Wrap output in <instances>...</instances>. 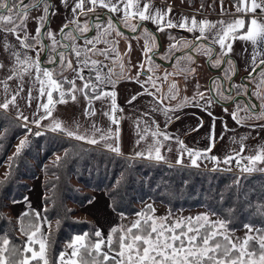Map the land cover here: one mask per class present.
I'll use <instances>...</instances> for the list:
<instances>
[{
  "label": "snow or ice",
  "instance_id": "1",
  "mask_svg": "<svg viewBox=\"0 0 264 264\" xmlns=\"http://www.w3.org/2000/svg\"><path fill=\"white\" fill-rule=\"evenodd\" d=\"M59 4L69 16L57 31L48 27L59 13L53 0H0V111H15L16 119L22 121L21 127L28 135L39 137L46 131L60 132L90 144L103 143L119 154L122 117L117 114L122 113L123 108L117 101L116 86L120 80H129L141 88L129 97V105L144 95L152 98L149 110L140 113L136 120L135 145L139 150L135 156L166 162L163 152H172L171 145L176 144V164L179 165L185 158L192 167H199L198 161L203 160L229 166L234 161L241 172L264 173V145L249 151L246 136L233 137L232 143L238 147L226 152L223 159L211 155L223 135L216 136L217 118L208 111L213 102L222 100L225 113L228 112L227 103L237 105L230 113L237 125L243 126L247 119L264 120V103L240 105L238 97L249 95L247 85H225V79L230 82L237 74L232 54L236 41H241L247 71L245 79L259 78L257 87L264 88V0H232L234 13H230L220 0L221 15L233 18L218 21L184 15L176 19L170 5L157 7L154 0H59ZM34 10L41 14L35 18L37 27L35 34H31L27 22ZM146 22L154 25L155 31L148 29ZM124 29L132 33H140L143 29L142 57L145 59L134 65L138 69L135 77L126 75L125 63L118 51L119 38L126 35ZM169 29H181L194 35L191 40L170 37L172 42L167 52L160 55L156 33ZM177 52L180 55H176ZM194 53L205 55L209 67L220 68L224 77L211 81L207 95L197 91L192 98H181L180 104L166 103L177 99L178 86L173 82L168 93H163L157 81H167L173 75H183L186 79L188 73H194L195 68L187 66L195 63ZM157 56L168 61L176 71L156 76ZM95 57H103V60ZM117 66L120 72L114 70ZM66 72L71 75H65ZM141 76L145 77L143 81ZM256 95L264 100L259 91ZM81 100L84 101L83 116L88 121L87 127L78 121L66 124L54 115L58 105ZM200 101H204L202 107L207 114L213 116V123L208 132V147L193 150L167 128L179 119L175 112L183 104L199 106ZM21 102L27 108H32L35 102L31 118L24 114ZM96 102H100V109L96 108ZM161 111L166 118L163 128L152 116L153 112ZM98 112L108 119L107 127L93 119ZM241 112L246 115L241 116ZM45 120L48 124H44ZM29 125L42 130L33 133ZM257 126L264 128V124L253 127ZM200 127H203L202 121L192 131H199ZM222 127L229 131L226 122L222 121ZM26 142V139L20 141L17 155ZM134 216L135 219L124 223L128 218L121 213L120 222L110 227L106 234L100 228L76 234L64 250L50 258L47 229L51 225L47 218L40 210L22 212L17 217V230L24 239L18 241L17 238L18 242H14L8 233H0V264H264V225L244 223L241 225L243 235H237L228 216L222 217L214 211L195 216L169 211L158 216L152 204L145 205V209ZM25 217H30L27 225ZM3 218L0 213V219Z\"/></svg>",
  "mask_w": 264,
  "mask_h": 264
},
{
  "label": "trees",
  "instance_id": "2",
  "mask_svg": "<svg viewBox=\"0 0 264 264\" xmlns=\"http://www.w3.org/2000/svg\"><path fill=\"white\" fill-rule=\"evenodd\" d=\"M21 124L0 111V168L6 165L0 175V213L4 217L0 233H8L14 242L24 239L17 230L18 216L10 207L13 201H25L31 181L42 174L43 215L51 225L47 229L50 258L64 250L74 235L98 228L93 220L78 215L79 209L94 199L95 191L106 194L115 212L128 216L144 210L147 204L160 203L174 214L181 210L214 211L230 217L237 230L243 229L244 223L264 225L262 172L132 157L54 132L28 135ZM25 139L17 155V147ZM32 210L29 206L26 211ZM29 220L24 218L25 225Z\"/></svg>",
  "mask_w": 264,
  "mask_h": 264
},
{
  "label": "crops",
  "instance_id": "3",
  "mask_svg": "<svg viewBox=\"0 0 264 264\" xmlns=\"http://www.w3.org/2000/svg\"><path fill=\"white\" fill-rule=\"evenodd\" d=\"M57 9H59V13L57 14L54 21L51 22V29L59 30V27L64 23V21L68 18L69 13L63 9V7L59 4V0H53ZM154 3L157 7H168L170 4L164 2V0H154ZM173 17L179 19L182 14L177 13L173 10ZM50 25V24H49ZM244 45L241 41H236L234 44V51L232 56L236 59L241 74H247L246 65H245V57L242 55V49ZM219 85V84H218ZM118 96L117 101L118 104L123 108L122 113H118L117 115L122 117L120 120V140L119 147L120 153L123 155H128L132 157H137L134 155L137 149L135 142L137 139V128H136V120L139 117L140 113L144 111H148L152 102V98L150 96L144 95L141 96L138 100H136L132 105L127 103L130 96L133 94L140 92L141 88L138 84L133 82H124L116 87ZM216 107H220L215 104ZM83 107L84 101L81 100L79 103H68L61 104L57 106V109L54 115L60 119H62L66 124H72L73 121H78L80 124L87 127L88 121L84 119L83 116ZM100 102H96V108L100 109ZM21 108L24 111L25 115H28L31 118L32 112L36 108L35 102L33 103L32 108H27L23 102H21ZM11 115L13 118H16L15 111L6 112ZM152 116L160 123L161 128L164 127L165 124V116L163 112H153ZM175 116H178L179 119L174 120L167 131L173 135L179 136L184 143L193 150H203L209 145V128L213 123V116L217 119L215 120V134L217 137L223 135V139H218L216 142V146L212 151V155L218 156L223 159L226 152H229L232 148L238 147V145H234L232 143L233 137H241L246 136L248 139L245 143L248 146V150L255 149L261 145H264V138L259 137V131L263 135L264 130H260L259 127H253L254 125H237L230 115V113H225L223 110L214 109L213 116H209L207 112L203 109L197 108V106H193L191 103L183 104L181 108H179L175 112ZM98 123L102 126L107 127L109 121L107 118L101 116L98 112L97 116L94 117ZM107 119V120H106ZM102 120H106L102 122ZM202 121L203 127L199 128V131H192L193 128L197 127ZM222 121L227 123L229 131H225L222 127ZM22 122V121H21ZM44 124H48V121L45 120ZM256 125L258 123H255ZM33 129H37L34 125H29ZM42 130V129H37ZM52 132V131H49ZM58 134H63L60 132H54ZM66 136L65 134H63ZM68 137V136H66ZM264 137V135H263ZM70 138V137H69ZM260 138V140H259ZM74 139V138H72ZM151 138L149 137V140ZM77 140V139H75ZM81 141V140H78ZM88 145L95 146L97 148H101L104 150L110 151L108 148L104 146L103 143L90 144L85 141H81ZM173 148L172 152H163L167 157V163L176 164L177 159V151L178 147L176 144L171 145ZM143 147V145H141ZM113 152V151H111ZM116 153V152H114ZM140 158V157H138ZM153 160V159H149ZM156 161V160H154ZM164 162V161H163ZM200 165H204L206 167H214V166H222L223 163L215 164L211 160L198 161ZM182 165L190 166L189 160L185 158L184 163ZM236 164H233L235 168ZM27 203L25 201L17 202L11 205L10 210L13 215L19 216L20 213L25 212L29 206L33 207L35 210L42 211L43 215V189H42V174L31 181V187L27 192ZM104 213L108 214L107 218L101 217ZM111 206L110 200L106 196L104 192L95 191L94 199L81 207L78 211V215L80 217H85L93 220L98 228L101 229L102 226H107L106 233L113 225L117 224L118 214H116ZM44 216V215H43Z\"/></svg>",
  "mask_w": 264,
  "mask_h": 264
},
{
  "label": "rangeland",
  "instance_id": "4",
  "mask_svg": "<svg viewBox=\"0 0 264 264\" xmlns=\"http://www.w3.org/2000/svg\"><path fill=\"white\" fill-rule=\"evenodd\" d=\"M170 4L173 10H175L177 13L182 14L184 16H195L197 19H208L211 21H218V20H230L233 18L232 15H221V5L220 0H196L194 4H190V0H165ZM54 2V1H53ZM224 6L230 13H234V9L231 7L232 1L231 0H223ZM41 14L39 10H34L29 14V19L27 22V28L29 33L35 34V29L37 27V22L35 20L36 17H38ZM57 15H55L51 21L49 28L51 27V22L54 21ZM128 30V29H126ZM179 31L178 34L184 35V38L182 39H188L191 40L193 37V33H189L185 30L177 29ZM167 35L168 30L166 31ZM199 33H195V35H198ZM133 36H137V39H133ZM129 43L131 44V51L128 53L126 63L133 69L134 72H137V68L134 67V65H138L144 57H142V50L144 43L141 39V34L138 35H132L129 36ZM127 42V40H126ZM129 43H125L124 40L119 39L118 48L120 50L126 49V46L129 45ZM100 47H104L103 45H100ZM128 48V47H127ZM197 54V58L195 59V63L190 65L189 67L195 68V72L191 74L190 78H187L186 80L181 78V75H173L169 76L167 81L159 80L157 81L158 84L162 85L161 89L168 88L170 84L175 82L179 89V94L182 97H188L192 98L194 95H196L197 91L199 92H205L207 95V89L209 88V78L211 77V68L209 67V64H207V57L203 54ZM215 62L213 61V64ZM157 68L156 71H158L159 76L163 77L164 73L167 72H175V67H170L171 70L167 69L164 64L162 63H156ZM147 67V65H146ZM214 68V67H212ZM240 69V68H239ZM150 75L152 73H149ZM156 75V72H155ZM70 76V75H69ZM259 78H257L258 80ZM257 80H249L250 84V94L253 98L258 100L259 104L264 103V100H261L257 95L256 92L259 91L261 96H264V88H258L257 87ZM197 85H199V88L197 89ZM248 89V86H247ZM168 102V101H166ZM204 101H200L199 106L197 108L203 109ZM217 103L213 102L212 106L208 109L210 112H214V109L223 110V106L216 107ZM228 111L232 113L231 107H227ZM204 110V109H203ZM205 111V110H204ZM206 112V111H205ZM107 120V119H106ZM106 120H102V122H105ZM255 123H258L257 125L264 124V120H255V119H247L243 122V125H256ZM31 127V126H30ZM258 127V126H257ZM32 128V127H31ZM260 130H264V128L259 127ZM33 129V128H32ZM264 135V134H263ZM263 135L259 131V137L264 138ZM259 138V140H260ZM264 142V141H263ZM212 155V153H211ZM224 168H231L233 167V163L229 165H222ZM234 170H240L237 166L235 168H232ZM6 170V165L2 166L0 168V175H2ZM156 209V214L158 216L166 215L169 211L167 207L160 203H154L153 205ZM11 211V210H10ZM118 214L117 223L120 222V214ZM175 214L182 215V216H195L198 213L197 211H188V210H181L177 211ZM101 217L107 218L108 214L104 213V215H101ZM127 220L124 221V223H128V221L135 219L134 215H127ZM107 226H102L101 229L105 232L104 228L106 229ZM243 229L237 230V235H243Z\"/></svg>",
  "mask_w": 264,
  "mask_h": 264
},
{
  "label": "flooded vegetation",
  "instance_id": "5",
  "mask_svg": "<svg viewBox=\"0 0 264 264\" xmlns=\"http://www.w3.org/2000/svg\"><path fill=\"white\" fill-rule=\"evenodd\" d=\"M164 2H166V1L164 0ZM167 3H168V2H167ZM146 26H147L148 29H150V30H152V31H155V27H154V25H152L151 23H147V22H146ZM48 27H49V26H48ZM124 31H125L126 35H125V37H123V38H119L120 40H124L125 43H129V40H128V39H129V36L141 34V39H142V42L144 43L143 29L140 30V33H132L131 31L126 30V29H124ZM168 31H169V32H168L169 36L167 35V32H158V33H156V36H157V38H158V41H157V42H158V44H159V53H160V55H164V54L167 52V50H168V46H169V43L172 42V41L170 40V37H175V38H179V39L184 38V35L178 34L179 31H178L177 29H169ZM89 35H92V33H89ZM126 40H127V42H126ZM127 47H128V45L126 46V49H124V50H120V48H118V51H119V53H120V55H121V57H122V59H123V61H124V63H125V72H126V75H129V76H131V77H135V76H136V72H134L133 69H131V67L126 63V59H127L128 53H129ZM176 55H180V53L177 52ZM232 57H233V56H232ZM95 58H96V59L103 60V57H95ZM196 58H197V54L194 53V59H196ZM233 60L235 61L236 65H237V67H238V75L232 80L231 83H234V84H236V85H240V84L243 83V84H245V85L248 86V89H247V91H248V90H249V83H248L249 80H246V79L244 78V80L248 81V82H244V81L241 79V77H242L243 75H247V74H241L240 69H239L240 67H239V65H238V63H237V61H236V59H235L234 57H233ZM206 62H207V64H209V63H208V59H207ZM156 63H162V64L165 65V67H166L167 69L171 70L170 67H172V65H170V63H169L168 61H162V60H160L159 56L155 57V65L157 66ZM192 64H194V63H190V64H188L187 66H190V65H192ZM156 68H157V67H156ZM114 70H115L116 72H120V71H121V69H120L118 66L115 67ZM155 72H156V76H159L158 71H155ZM191 74H192V73H188V74H187V78H190ZM65 75H71V74L66 72ZM219 76H223V77H224V71H221V69H220V68H217V67L211 68V77L209 78V81H210V80L213 81V80L216 79V77H219ZM181 78L184 80V79H185V76L181 75ZM187 78H186V79H187ZM140 79L143 81V80L145 79V77H144V76H141ZM186 79H185V80H186ZM124 82H133V83H135L134 81L120 80V81L117 83V86L120 85V84H122V83H124ZM219 83H220V82L217 81V85H218ZM229 83H230V82L227 81V79H225V84H226V86H227ZM136 84H137V83H136ZM117 86H116V87H117ZM209 87H210V86H209ZM168 89H169V87H168V88L161 89V92H163V93H168ZM233 94H235V89L233 90ZM244 96H247V95H244ZM181 98H183V97L180 96V94L178 93L177 99H175V100H171V101H168V102H166V103H169V104H171V105L174 106V105H177V104H180V103H181ZM238 100H239L241 106H243L246 102H247V103H255L256 105H260L259 102H258V100H256V99L253 98L252 96H251L250 98H246V99H244V98H242V97H238ZM217 104H219L220 106L225 107V103H224L222 100H221L220 103H217ZM226 106H227V107H231L232 112H233V111L236 109V107H237V105H236L235 103H231V102L227 103ZM257 111H259V109H257ZM228 113H231V112L228 111ZM240 115H241V116H245L246 113H245V112H241Z\"/></svg>",
  "mask_w": 264,
  "mask_h": 264
},
{
  "label": "water",
  "instance_id": "6",
  "mask_svg": "<svg viewBox=\"0 0 264 264\" xmlns=\"http://www.w3.org/2000/svg\"><path fill=\"white\" fill-rule=\"evenodd\" d=\"M50 24V23H49ZM49 24H48V26H49ZM238 75V67H237V74L232 78V80L236 77ZM247 75H243L242 77H241V79L244 81V82H248V81H246V80H244V78L246 77ZM219 77H223V76H219ZM232 81H230V83H231ZM210 83H211V80L209 81V86H210ZM249 83V82H248ZM226 85V84H225ZM250 84H249V90H248V92H249V95H247V96H244V95H241L240 97H242V98H244V99H246V98H250L251 97V94H250Z\"/></svg>",
  "mask_w": 264,
  "mask_h": 264
}]
</instances>
